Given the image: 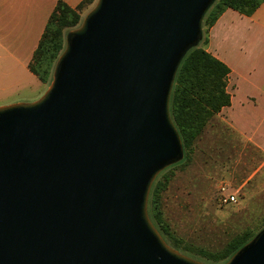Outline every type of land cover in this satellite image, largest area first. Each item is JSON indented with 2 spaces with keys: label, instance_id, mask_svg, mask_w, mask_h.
<instances>
[{
  "label": "water",
  "instance_id": "1",
  "mask_svg": "<svg viewBox=\"0 0 264 264\" xmlns=\"http://www.w3.org/2000/svg\"><path fill=\"white\" fill-rule=\"evenodd\" d=\"M216 0H96L35 101L0 107V264H205L147 210L184 158L169 102ZM224 264H264V227Z\"/></svg>",
  "mask_w": 264,
  "mask_h": 264
},
{
  "label": "rangeland",
  "instance_id": "2",
  "mask_svg": "<svg viewBox=\"0 0 264 264\" xmlns=\"http://www.w3.org/2000/svg\"><path fill=\"white\" fill-rule=\"evenodd\" d=\"M95 2L80 12L81 21ZM206 31L202 26V39ZM48 85L25 67L0 73V107L33 102ZM189 156L187 163L169 170L172 175L162 194L164 219L173 233L211 251L246 231L257 234L264 226V167L256 168L262 158L256 152L249 154L241 137L218 116L208 123ZM227 195H234L235 203L220 204Z\"/></svg>",
  "mask_w": 264,
  "mask_h": 264
},
{
  "label": "trees",
  "instance_id": "3",
  "mask_svg": "<svg viewBox=\"0 0 264 264\" xmlns=\"http://www.w3.org/2000/svg\"><path fill=\"white\" fill-rule=\"evenodd\" d=\"M94 1L82 0L74 9L62 1L57 2L27 65L28 71L41 83L49 84L54 64L64 49L65 34L79 25L80 12ZM262 3L264 0H216L205 14L202 26L207 28L206 36L202 39L201 46L191 49L183 58L174 79L169 102L170 117L179 133L184 158L157 176L148 197V216L164 241L180 253L210 264L226 263L256 233L246 231L236 235L217 251L188 244L177 237L165 221L162 194L172 175L169 170L190 160L189 154L208 123L222 108L230 105V95L226 91L230 70L205 50L208 30L226 9L250 17Z\"/></svg>",
  "mask_w": 264,
  "mask_h": 264
},
{
  "label": "crops",
  "instance_id": "4",
  "mask_svg": "<svg viewBox=\"0 0 264 264\" xmlns=\"http://www.w3.org/2000/svg\"><path fill=\"white\" fill-rule=\"evenodd\" d=\"M58 1L74 9L82 0H0V73L27 69ZM207 40L205 50L230 70V105L216 116L241 137L249 154L262 158L256 168H263L264 3L250 17L226 9L208 30Z\"/></svg>",
  "mask_w": 264,
  "mask_h": 264
},
{
  "label": "built area",
  "instance_id": "5",
  "mask_svg": "<svg viewBox=\"0 0 264 264\" xmlns=\"http://www.w3.org/2000/svg\"><path fill=\"white\" fill-rule=\"evenodd\" d=\"M235 203V196L234 195H227L220 199V204H231Z\"/></svg>",
  "mask_w": 264,
  "mask_h": 264
}]
</instances>
